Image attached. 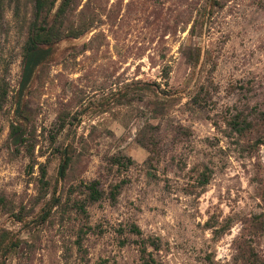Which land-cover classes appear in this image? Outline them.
Masks as SVG:
<instances>
[{"label": "rangeland", "instance_id": "1", "mask_svg": "<svg viewBox=\"0 0 264 264\" xmlns=\"http://www.w3.org/2000/svg\"><path fill=\"white\" fill-rule=\"evenodd\" d=\"M62 1L20 93L0 0V264H264V0Z\"/></svg>", "mask_w": 264, "mask_h": 264}, {"label": "trees", "instance_id": "2", "mask_svg": "<svg viewBox=\"0 0 264 264\" xmlns=\"http://www.w3.org/2000/svg\"><path fill=\"white\" fill-rule=\"evenodd\" d=\"M46 1L47 0H35V17L24 47V64L19 87L20 93L30 83L34 70L46 60L49 53V46L62 39L64 36L63 30L60 29V25H56L55 22L49 24L44 19L42 20L43 12L48 8ZM71 2L72 0L62 1L58 10L59 17L65 13L66 9L71 5ZM43 45L47 48L43 49L41 47ZM237 126L239 127V125ZM11 135L16 143L20 142L21 138L16 128H12ZM204 183H206V181H204ZM95 192V190L92 192V196L97 198L93 195ZM143 264H154V262L151 259H144Z\"/></svg>", "mask_w": 264, "mask_h": 264}]
</instances>
